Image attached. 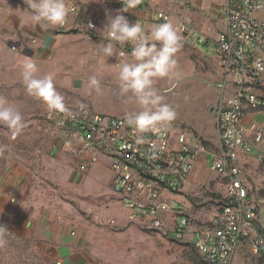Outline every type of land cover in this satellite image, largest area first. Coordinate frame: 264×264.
<instances>
[{"label":"rangeland","instance_id":"374dc122","mask_svg":"<svg viewBox=\"0 0 264 264\" xmlns=\"http://www.w3.org/2000/svg\"><path fill=\"white\" fill-rule=\"evenodd\" d=\"M189 1L157 0L155 9L170 14L169 22L175 27L183 23L205 35L208 45L192 46L182 41V47L175 55L176 68L167 76L154 78L153 86L163 102L175 111L173 121L194 130L215 147V119L209 109L219 97L215 86L220 64L215 58L212 41L222 30V25L212 15L211 4L222 6L225 0H202L199 6ZM84 2L93 5V12L105 5V0ZM44 28L54 36V43L41 55L34 50V35L20 32L25 36L19 41V35H10V29L0 21V99L18 109L24 121L23 130L15 138L11 130L0 125V209L7 202L6 205L20 208L26 215L30 212L38 218L53 215L78 235L83 249L93 258V264H190V259L198 255L186 240L174 239L173 226L169 222L161 229H152L147 222L128 218L120 193L112 190V177L104 161L99 160L81 177L78 162L69 152L54 146L56 136L43 124L46 104L30 96L21 81V64L31 59L37 64L39 75H52L66 109L82 105L101 115L126 116L140 109L130 92H121L116 75L121 61L131 62L132 49L125 48L129 53L125 59L115 56L104 59L94 29L87 31L60 25ZM15 41H19L21 47L13 50L14 55H8L7 43ZM23 49L32 51V55L23 53ZM91 76H96L100 83L98 89L89 92ZM73 80H79L81 86L74 88ZM234 94L235 90L229 87L226 98ZM259 119L257 129L262 131V141L252 143L251 152L239 155L253 197L261 196L259 191L264 184V163L255 160L257 152L264 150V118ZM193 126L203 128L204 134L196 132ZM197 176L181 195L170 196L174 204L181 203L183 213L189 219V230L207 222L221 202L219 178L202 166ZM10 179L20 187L18 195L9 191ZM8 221L0 211V241H3L0 264H50L44 259L36 237L14 233ZM188 237L189 234L185 236ZM232 264L262 262L252 255L249 247L243 246L234 255Z\"/></svg>","mask_w":264,"mask_h":264},{"label":"built area","instance_id":"2783aa9c","mask_svg":"<svg viewBox=\"0 0 264 264\" xmlns=\"http://www.w3.org/2000/svg\"><path fill=\"white\" fill-rule=\"evenodd\" d=\"M218 13L223 28L214 41L220 64L219 97L212 108L214 148L206 147L190 129L174 128L172 121L158 125V133H144V143L136 144L141 134L126 124V116L101 115L82 105L51 115L46 106L42 121L56 136L54 146L78 162L81 177L104 161L112 190L120 193L131 220L147 222L152 229L169 222L174 239L186 240L203 264H232L243 246L264 264V196L250 195L245 165L239 163V155L251 152L252 143L263 139L257 121L264 118V72L256 69L255 62H264V0H225ZM170 19L166 12H155L153 25ZM97 21V15L90 17L86 29H95ZM177 30L184 42L207 41L183 23ZM124 47L132 49L129 43ZM228 85L235 94L226 98ZM246 117L251 118L249 125L244 124ZM255 160L264 163V150L257 152ZM197 161L219 178L221 202L207 222L189 230L181 203L174 204L170 196L184 192Z\"/></svg>","mask_w":264,"mask_h":264},{"label":"clouds","instance_id":"9594fccd","mask_svg":"<svg viewBox=\"0 0 264 264\" xmlns=\"http://www.w3.org/2000/svg\"><path fill=\"white\" fill-rule=\"evenodd\" d=\"M140 3L141 0H123L121 11L134 9ZM27 5L30 9L27 15L33 29L37 25L42 28L49 25L59 26L66 22L69 9L65 0H29ZM88 27L94 26L88 24ZM105 29L109 42L98 45L105 58L124 55L122 52H116L113 42L132 45V60L121 61L117 65L119 71L116 80L121 92H130L139 105V111L126 114L125 122L134 129V132L141 134L135 143L142 144L144 133L149 131L158 133V125L175 119V111L169 104L163 102L162 96L153 85L154 78L167 76L170 70L176 68L175 55L182 47L183 37L173 23L167 20L150 26L146 33L140 22L130 24L123 15L109 17L103 30ZM255 67L259 72H264V62L259 59L255 62ZM20 75L27 93L46 104L50 115L68 111L63 96L54 86L52 75H39L37 64L31 59L22 62ZM99 83L96 76L89 77V92L98 89ZM0 125L11 130L13 138L19 135L24 127L19 110L7 104L4 99H0ZM2 243L3 241H0V244Z\"/></svg>","mask_w":264,"mask_h":264},{"label":"crops","instance_id":"0c3cea01","mask_svg":"<svg viewBox=\"0 0 264 264\" xmlns=\"http://www.w3.org/2000/svg\"><path fill=\"white\" fill-rule=\"evenodd\" d=\"M201 1L202 0H190L189 2L194 3L196 6H199ZM28 2L29 0H0V21L4 23V27L10 29V35L12 36L19 35L18 37L19 41L25 35L28 36L34 35L35 37V40L33 41L34 50L36 53H41V55H44L48 50L47 48L50 47L52 43H54L53 41L54 36L51 35L49 31H47L48 30L47 28L44 27L40 28L38 25L35 27V29L30 27V20L26 13L30 11L27 5ZM65 2L69 9L66 22L64 25L65 27L68 28L80 27L87 30L85 27V23L90 18L89 15L94 13L98 16L96 28L93 31L95 32L94 33L95 40L98 41L99 44L109 42L106 39V29L103 30L109 17H115L116 15H123L130 24L135 22H140L144 27L145 32L147 33L150 29V26L153 25L154 13L160 11L155 9V6L157 5V3L155 2H157V0L155 2H153V0H141V3L136 8L129 9L126 12L121 11V9L123 8V4L119 3L118 0H111L110 2H108V0H105L104 7L102 9H97L95 12H93L94 11L93 5L87 4L86 2H84V0L83 1L65 0ZM211 6H213L212 7L213 10H211L212 15H214L216 20L217 21L219 20L220 21L219 23L222 25L220 15L218 13V8L220 6L216 4H211ZM72 7H74L75 10H72ZM202 9L207 10L206 7H203ZM50 26L51 25H49L48 27ZM12 28L19 29V31L13 30ZM20 32H22L25 35H22ZM19 41H15V42L20 43ZM214 41L215 40H213L212 42L215 44ZM185 42L191 44L192 46H195L196 44L208 45V41H206L205 43H196L193 42L192 40H188ZM9 43L11 42H8L7 45ZM125 45L126 43L119 44L113 42V46L116 52L124 53L123 56H117V57H122L125 59V56L129 55V53L125 51V47H124ZM8 47L6 48L7 52L6 51L5 52L8 55H14L13 52L15 51L13 50L16 49L13 48L9 49ZM112 57H107L106 59H111ZM215 58L217 59L216 48H215ZM80 86H81V82H80ZM212 108L209 109L210 110L209 112L213 114ZM254 118L257 119L258 117L255 116ZM249 119L251 120L250 117L245 118L244 120L245 125L250 124ZM172 123L174 125V128L178 129L183 127L182 125L176 123L173 120ZM199 127L193 126L196 132L200 133L201 131L204 134L203 128H199ZM214 127H215V120H214ZM191 131L199 139L203 140L199 135L195 133L194 130ZM208 147L210 148L211 146L208 145ZM201 166L202 168L204 167L203 162L199 161L195 163L194 170L191 174L193 179L198 178L197 173L200 171ZM94 172L95 171H93V173ZM11 180L12 179H10L9 181L8 189L9 191L11 190V192L14 195H18L20 192V187H18V184L15 182V180L14 181ZM9 191H6L5 193ZM6 204L2 206L0 211L2 212L3 217H5V221H8L9 219L8 224L10 226V229L15 230L16 232L14 231V233H17L18 235H21L23 237L31 236V235L36 237V239L39 242L38 243L39 248L47 263L93 264L94 262L93 258L89 255V253L85 249H83L82 241L80 240L78 235L71 236L70 235L71 229H69L63 221H57L55 217L50 214H47L45 217L41 216L40 218L36 217V215L32 212L26 215L24 211L21 210L20 208L19 209L12 208Z\"/></svg>","mask_w":264,"mask_h":264},{"label":"water","instance_id":"95a60500","mask_svg":"<svg viewBox=\"0 0 264 264\" xmlns=\"http://www.w3.org/2000/svg\"><path fill=\"white\" fill-rule=\"evenodd\" d=\"M8 46L13 48V49H18V48H20V43H18V42L9 43ZM23 53H27L28 56L32 55V51H30L28 49H23ZM73 87L74 88H79L80 87V81L79 80H74L73 81Z\"/></svg>","mask_w":264,"mask_h":264},{"label":"trees","instance_id":"16d2710c","mask_svg":"<svg viewBox=\"0 0 264 264\" xmlns=\"http://www.w3.org/2000/svg\"><path fill=\"white\" fill-rule=\"evenodd\" d=\"M203 144L208 145V142H205ZM259 194L261 196H264V184H263V188L259 191ZM190 262H191L190 264H203L202 262L199 261L198 257H196V256L194 258H191Z\"/></svg>","mask_w":264,"mask_h":264}]
</instances>
